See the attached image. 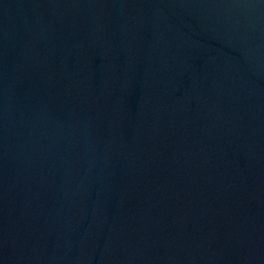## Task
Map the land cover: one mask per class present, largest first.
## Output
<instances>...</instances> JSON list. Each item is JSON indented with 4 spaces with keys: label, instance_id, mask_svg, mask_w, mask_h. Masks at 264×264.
I'll return each mask as SVG.
<instances>
[{
    "label": "water",
    "instance_id": "95a60500",
    "mask_svg": "<svg viewBox=\"0 0 264 264\" xmlns=\"http://www.w3.org/2000/svg\"><path fill=\"white\" fill-rule=\"evenodd\" d=\"M0 264H264V0H0Z\"/></svg>",
    "mask_w": 264,
    "mask_h": 264
}]
</instances>
